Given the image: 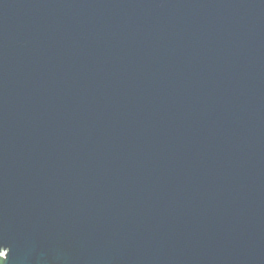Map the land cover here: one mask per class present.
<instances>
[{
	"label": "water",
	"instance_id": "95a60500",
	"mask_svg": "<svg viewBox=\"0 0 264 264\" xmlns=\"http://www.w3.org/2000/svg\"><path fill=\"white\" fill-rule=\"evenodd\" d=\"M0 245L264 264V0H0Z\"/></svg>",
	"mask_w": 264,
	"mask_h": 264
},
{
	"label": "snow or ice",
	"instance_id": "6c2138e0",
	"mask_svg": "<svg viewBox=\"0 0 264 264\" xmlns=\"http://www.w3.org/2000/svg\"><path fill=\"white\" fill-rule=\"evenodd\" d=\"M4 247L5 246L0 245V248H4ZM7 255H8V253H7ZM7 255L5 256V258L2 261H0V264H6V257H7Z\"/></svg>",
	"mask_w": 264,
	"mask_h": 264
},
{
	"label": "rangeland",
	"instance_id": "374dc122",
	"mask_svg": "<svg viewBox=\"0 0 264 264\" xmlns=\"http://www.w3.org/2000/svg\"><path fill=\"white\" fill-rule=\"evenodd\" d=\"M0 256L4 257L5 256V252L0 253Z\"/></svg>",
	"mask_w": 264,
	"mask_h": 264
},
{
	"label": "trees",
	"instance_id": "16d2710c",
	"mask_svg": "<svg viewBox=\"0 0 264 264\" xmlns=\"http://www.w3.org/2000/svg\"><path fill=\"white\" fill-rule=\"evenodd\" d=\"M0 261H2V258L0 257Z\"/></svg>",
	"mask_w": 264,
	"mask_h": 264
}]
</instances>
